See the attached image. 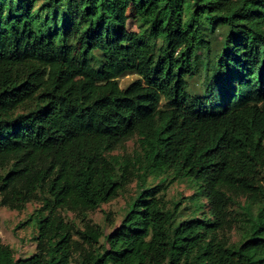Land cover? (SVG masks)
<instances>
[{
  "label": "trees",
  "instance_id": "16d2710c",
  "mask_svg": "<svg viewBox=\"0 0 264 264\" xmlns=\"http://www.w3.org/2000/svg\"><path fill=\"white\" fill-rule=\"evenodd\" d=\"M205 25L226 34L201 64ZM200 65L214 76L193 95ZM130 73L140 79L121 88ZM171 172L199 184L209 216L177 222L181 202L147 185ZM135 180L108 234L63 215ZM240 197L256 213L233 244ZM32 202L35 252L16 258L0 239V264H264V0H0V206Z\"/></svg>",
  "mask_w": 264,
  "mask_h": 264
},
{
  "label": "rangeland",
  "instance_id": "374dc122",
  "mask_svg": "<svg viewBox=\"0 0 264 264\" xmlns=\"http://www.w3.org/2000/svg\"><path fill=\"white\" fill-rule=\"evenodd\" d=\"M129 19L127 21V28L132 31L139 30V24L133 10L128 11ZM204 31L210 40L211 50L207 53L201 54L200 63L207 60V56L214 59L222 50L225 39V28L216 26L215 30L209 29L208 25L204 26ZM214 76L213 71H208L202 65L189 78V91L193 95H199L210 84V80ZM140 79L139 75L130 73L118 78L121 88L128 87L134 81ZM162 104H165L163 101ZM136 139L129 140L125 147H121L115 153H132L135 148ZM157 180L149 178L148 186H154L160 183L163 186L161 195L172 206L176 202H181V208L177 215V222L194 216L200 217L203 214L210 215L209 204L206 198L193 199L194 194H200L199 184L186 178L178 176L171 172ZM162 180V181H161ZM137 181H133L124 193L112 201L101 205L95 211L88 212L83 216H79L72 212H63L66 220L76 226L77 230H83L84 222L98 226L104 233H110L113 229L119 226L125 217L131 200L138 193ZM198 202V204H197ZM42 204L40 202L29 203L22 211L10 210L6 207L0 206V239L2 243L11 247L16 258H28L35 252L36 243L34 235L36 233L35 220L29 224L26 222L31 215L40 209ZM230 216L233 220V227L227 232V237L230 243L236 244L241 239L240 221L248 219L256 213V207L249 206L244 197L235 198L230 203ZM46 215V213H44ZM100 244H105V239H100ZM74 264V263H72Z\"/></svg>",
  "mask_w": 264,
  "mask_h": 264
}]
</instances>
